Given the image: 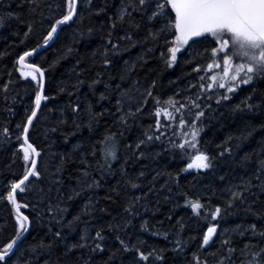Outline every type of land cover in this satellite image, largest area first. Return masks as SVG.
Here are the masks:
<instances>
[{"label": "trees", "instance_id": "obj_1", "mask_svg": "<svg viewBox=\"0 0 264 264\" xmlns=\"http://www.w3.org/2000/svg\"><path fill=\"white\" fill-rule=\"evenodd\" d=\"M125 2L79 0V14L31 61L45 69V95L49 97L42 102L29 137L41 149L38 170L42 177L30 178L26 194L17 196L21 204L30 202L25 214L33 225L8 264H133L134 257L139 260V256L131 245H138L146 254L155 249L163 256V260L150 256L144 264H197V257L201 262L217 264L229 248L233 249L229 264H248L252 252L264 248V74L227 93L211 79L223 73L222 53L217 66L210 51L215 46L211 39L185 46L187 51L181 49L184 55L178 53V62L169 66L167 48L172 36L161 35L156 40L151 36L154 29H162L168 22L164 17L145 20L136 29L128 20L140 22L143 13L129 7L132 16L117 21L113 30V21ZM65 12V0H0V247L12 238L15 227L14 209L5 199L6 193L11 181L19 179L26 167L17 125L24 122L37 90L34 82L19 77L17 57L42 44L50 25ZM170 15L174 19V11ZM127 31H132L135 39L123 41L120 50L111 53V65L103 64L105 48L110 47L108 34L123 37ZM210 63L212 68H208ZM94 80L98 82L91 86ZM153 80V96L147 98L142 112L127 124L118 120L115 100L119 90L106 92V85L113 89L120 85L131 95H138L136 89L142 92ZM209 83L213 84L211 89ZM5 84L9 85L7 96ZM101 92H106V99H100ZM223 95L229 99L217 103ZM169 97L177 101V107L188 105L181 111L189 124L198 110L190 101L200 104L204 116L197 121L199 136L194 140L188 125L179 124L181 113L169 108L171 117L163 111L158 117L162 125L170 126L164 139L137 150L135 143L145 138L146 131H157L155 109L166 108ZM76 102L80 105L78 114L73 113ZM248 104L254 107L248 109ZM236 105L241 107L236 109ZM96 113L103 114L94 117ZM4 128L10 134H4ZM109 134L114 136L116 158L106 161L103 147L109 142ZM167 140L184 142L185 147L173 151ZM229 148L231 151H226ZM141 150L144 156L139 155ZM200 151L210 154L213 167L185 170ZM82 170L89 173L88 182L94 177L100 186L85 187ZM247 181L251 182V194H245L244 202L237 200L224 209L229 189ZM73 189L77 195H72ZM142 194L133 210L126 211ZM196 200L205 206L199 213L191 208ZM89 201L93 205L90 210L85 208ZM216 204L222 206L217 233L209 245L201 247V230H206L208 222L204 216L210 219ZM49 205L54 211H48ZM74 217L79 220L70 224ZM181 220L182 228L177 223ZM250 225H255L256 234ZM98 229L105 235L102 249H94L90 239ZM57 230L62 232V240L53 239ZM86 231L87 244L82 240ZM117 236L129 243L128 250ZM226 239L231 244L222 247ZM41 240L46 244L52 241V246L33 251L32 246ZM177 240L183 243L182 251L175 248Z\"/></svg>", "mask_w": 264, "mask_h": 264}, {"label": "snow or ice", "instance_id": "obj_2", "mask_svg": "<svg viewBox=\"0 0 264 264\" xmlns=\"http://www.w3.org/2000/svg\"><path fill=\"white\" fill-rule=\"evenodd\" d=\"M65 2L66 12L50 25V29L47 30L46 35L43 37L42 44H37L35 48L23 51L22 54H19L17 57L22 74L24 76L31 77V80L36 82L37 90L34 93V101L32 102L33 106L26 109L24 122L17 125V129L19 130L17 140L19 141L21 137L23 139V142L19 143V148L23 150L22 160L26 167L23 175L19 179L11 181L9 189L6 193L5 199L11 203L15 211V227L12 238L0 247V264H8L10 254H15L19 247L18 242L21 241V238L24 237L25 233H27L33 225V221L30 219V216L26 215L24 211H21V207L27 209L30 202L23 203L22 205L17 199V196H23L26 194L28 185L32 183L30 177L33 180L38 177H42V172L38 170V163L36 159L41 156V149H39L33 142H30L29 137L30 128H34L35 120L39 118L38 113L42 111V101L48 100L49 97L45 95V69L36 63H26V58L32 57L33 54L37 53V50L43 45L49 44V41L52 40L58 33V29L65 22L72 21L73 18L79 14L77 9L78 0H65ZM89 3H91V0H89ZM168 5H170V8H168ZM57 7H60V5H57ZM129 7H131L132 11L143 13L140 22H136L132 19L128 20V23L133 25L136 29H139L145 20L151 22L164 17L168 21L162 29H154L151 36L153 40H156V38L161 35L172 36L171 46L167 48L169 55L166 62L169 66L175 65L178 62V53L184 55V53L181 52V49H185V51H187L185 46L190 48L192 44H196L198 41L211 39L212 44L215 45L210 48L214 58V63L218 66V57H220L221 53L223 62V73L213 75L211 79L217 82L220 88H226L227 93L231 94L241 84H248L253 80L255 75L264 74V0H126V2L121 6L116 19L113 21V30L117 26V21L124 22L127 17L132 16V12L129 11ZM172 11H174L175 14L174 19H172L170 15ZM2 22L3 20L0 18V23ZM28 28L30 32L32 30V24H29ZM170 28L174 29V32H170ZM24 35L27 37L28 33H25ZM134 39L135 37L132 31H127L123 37L116 38H113L110 32L108 34V44L110 47L105 48V53L102 59L103 64L111 65V53L119 51V46L123 41H133ZM114 40L115 42H113ZM165 44H169L167 39H165ZM234 61L239 62L235 63V66H233ZM213 66V63L208 64V68H212ZM24 68H27L28 70L24 71ZM242 72L244 73V77L240 78V74ZM97 82L98 81L95 80L92 81L91 86H94ZM155 86L156 82L153 80L151 84L147 85L142 92H140L139 88H137L136 91L138 95H131L129 90L122 89L120 85L115 86L114 89L111 85H106V92L109 89H112L113 91L119 90L115 100L116 111L120 113L118 120L127 124L128 119H134L137 114L141 113L144 104L147 103V98L153 96V89ZM8 87V84L3 85L6 96ZM203 87L204 85L202 84L201 88ZM207 87L211 89L213 84L209 83ZM106 92L100 93L101 100L107 98ZM228 99V95H223L217 98V103H220L221 100L227 101ZM166 103V108L161 109L157 107L155 109L157 115L155 120V129L157 131L155 133L150 130L146 131L145 138L138 139L135 143V148L137 150L140 149L141 145H146L154 140L164 139V134L165 132H168L170 126L162 125L158 117L162 111L171 117L172 114L168 111L169 108H171L173 112L181 113L179 124L181 126L186 124L188 125L190 134L194 140L199 136L201 128L197 124V121L200 117L204 116V112L200 104L197 103L196 100L190 101V103L198 110L194 113L195 119H192L189 124L181 111L182 109L187 108L188 105L180 104L179 107H177V101L171 97L168 98ZM126 105L127 107H125ZM240 107L241 105L235 106L236 109H239ZM253 107L254 105L252 104L247 105L248 109ZM79 108V102H76L73 106V113L78 114L77 109ZM102 114L103 113H96L94 114V117ZM160 129H163V131H160ZM3 133L10 134L8 128H4ZM182 134L186 135V133ZM106 140L109 142L104 145L103 152L105 160L107 161L108 158H116V143L112 134H109V136L106 137ZM166 143L173 151L177 148L183 149L185 147L184 142L176 144L173 140H167ZM226 151H231V149H226ZM139 155L144 156V151H139ZM220 155H223V153H220ZM212 167L213 164L210 154L200 151L193 158L192 162L186 164L185 170L193 168L197 170L211 169ZM262 171H264V169H262ZM82 172L85 176V187L94 188L100 186V180L93 177L91 178V181L88 182L87 178L89 173L84 170H82ZM139 175L143 176L144 173L141 172ZM221 179H223V177H221ZM127 182L131 184L133 188L137 186L131 179ZM250 185L251 182L247 181L241 186H233L229 189L230 198L224 201V209H226L228 205H234L237 200L244 202L246 200L245 194H251ZM77 194L76 189H73L72 195L74 196ZM143 195L144 194H142L141 197H136L135 200L130 202L126 211H132V205L136 201L142 199ZM188 202L189 201H186V203ZM92 207L93 205L91 201L85 205V208L88 210ZM204 207L205 206L199 200L191 202V208L197 213H199ZM48 211H54L51 205H49ZM217 217L222 218L221 204H216L214 206V210L210 211V219L209 215L204 216V219L208 222L206 230H201V247L209 245V241H211L213 236L217 233ZM78 220L79 217H74L73 221H70L69 223L71 224L77 222ZM177 223L181 226V228L183 227L182 220ZM249 227L253 229V234H256L255 225H250ZM53 239L62 240V232L60 230L55 231ZM90 239L94 241V249H102L104 246L102 242L105 240L103 229H98L95 232V236L90 237ZM117 239L120 240V244L125 250L130 248L129 243L124 239H121L119 236H117ZM82 240H84L85 244L89 242V234L87 231L85 236L82 237ZM230 244L231 241L226 239L223 242L222 247ZM51 246L52 241H49L46 244L43 240H41L38 244L33 245L32 248L33 251H35L36 248H50ZM78 246L82 245H73V247ZM131 247L136 248V252L139 256V260L134 257L133 264H144V262L149 260L150 256H154L155 260H163V256L155 249L146 254L144 251H140L138 245H131ZM245 247L248 248L247 245ZM175 248L180 249L181 251L183 250V243L181 240H177L175 242ZM232 252L233 249L229 248L227 256H221V258L217 261V264H229ZM262 254H264V248H261L256 252H252L253 259L250 260L248 264H264V255ZM27 264H31V262L29 261ZM197 264H207V262H201L197 257Z\"/></svg>", "mask_w": 264, "mask_h": 264}, {"label": "water", "instance_id": "obj_3", "mask_svg": "<svg viewBox=\"0 0 264 264\" xmlns=\"http://www.w3.org/2000/svg\"><path fill=\"white\" fill-rule=\"evenodd\" d=\"M78 7H79V0H78V3H77V9H78ZM74 19V18H73ZM73 21V20H72ZM72 21H68V22H65L59 29H58V33L54 36V38L52 39V40H50L49 41V44H47V45H43L41 48H39L38 50H37V53H34L33 54V56L32 57H30V58H26V63H28V64H30V63H32L31 61L33 60V58L37 55V54H39L41 51H43L44 49H46V48H48L50 45H52L53 43H54V41L56 40V38H57V36H58V34H59V32H60V30L64 27V26H66V25H68L69 23H71ZM28 69L27 68H24V71H27ZM18 75H19V77L21 78V79H23V80H28V81H32L31 80V77H27V76H24L23 74H22V72H21V69H20V65L18 64ZM32 82H34L35 84H36V82L35 81H32ZM44 83H45V86H46V75L44 76ZM39 114V113H38ZM31 129V128H30ZM23 140V139H22ZM31 142V141H30ZM22 150V149H21ZM23 151V150H22ZM37 159V163H39V159H40V157H37L36 158ZM31 178V177H30ZM27 183V182H26ZM9 204H11L10 202H9ZM23 205V204H22ZM22 210H26L25 208H23V207H21V211ZM14 213H15V211H14ZM29 231H30V229H29ZM29 231L27 232V233H25V235H24V237H22L21 238V241H19L18 242V244H19V246H20V244H21V242L23 241V239L26 237V235L29 233ZM13 254H10V257L12 256Z\"/></svg>", "mask_w": 264, "mask_h": 264}, {"label": "rangeland", "instance_id": "obj_4", "mask_svg": "<svg viewBox=\"0 0 264 264\" xmlns=\"http://www.w3.org/2000/svg\"><path fill=\"white\" fill-rule=\"evenodd\" d=\"M213 237H214V236H213ZM212 240H213V239H212ZM212 240H211V241H212ZM211 241H209V243H210Z\"/></svg>", "mask_w": 264, "mask_h": 264}, {"label": "bare ground", "instance_id": "obj_5", "mask_svg": "<svg viewBox=\"0 0 264 264\" xmlns=\"http://www.w3.org/2000/svg\"><path fill=\"white\" fill-rule=\"evenodd\" d=\"M43 102V101H42Z\"/></svg>", "mask_w": 264, "mask_h": 264}]
</instances>
